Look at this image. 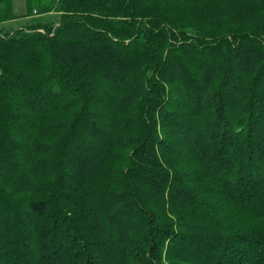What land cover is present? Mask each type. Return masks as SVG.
<instances>
[{
    "label": "trees",
    "instance_id": "1",
    "mask_svg": "<svg viewBox=\"0 0 264 264\" xmlns=\"http://www.w3.org/2000/svg\"><path fill=\"white\" fill-rule=\"evenodd\" d=\"M25 2L0 264H264V0Z\"/></svg>",
    "mask_w": 264,
    "mask_h": 264
},
{
    "label": "rangeland",
    "instance_id": "2",
    "mask_svg": "<svg viewBox=\"0 0 264 264\" xmlns=\"http://www.w3.org/2000/svg\"><path fill=\"white\" fill-rule=\"evenodd\" d=\"M26 2L25 0H15L14 1V12L16 14V18L10 22H6L5 24H0V26L2 25H6L8 27H20L21 25L25 24L27 21L30 20L31 17H27L25 16L26 13ZM58 15H43L42 18L44 19H49V18H53L54 20H57Z\"/></svg>",
    "mask_w": 264,
    "mask_h": 264
}]
</instances>
